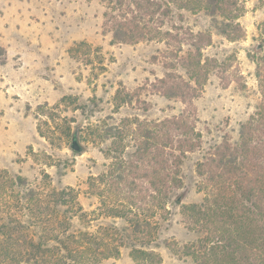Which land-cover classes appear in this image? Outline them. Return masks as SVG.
Listing matches in <instances>:
<instances>
[{
	"label": "rangeland",
	"instance_id": "1",
	"mask_svg": "<svg viewBox=\"0 0 264 264\" xmlns=\"http://www.w3.org/2000/svg\"><path fill=\"white\" fill-rule=\"evenodd\" d=\"M81 1L83 7L78 4L76 10L83 14L82 18L68 16L73 11L69 8L54 9V25L43 21L48 23L46 28L37 24L42 19L34 15L24 20L22 28V23H17L20 15L13 14L17 27L13 28L12 54H18L10 56L0 44V80L6 81L0 88L5 97L0 102V224L8 222V212L21 220L28 219L27 210L8 207L10 177L24 176L43 199L41 210L49 213L61 212L74 204L70 201L59 206L53 200V192L72 187L83 210L89 213L87 223L75 217V229L87 227L96 231L99 225L112 224L125 238L120 253L101 264H145L131 256L132 243L122 231L127 225L125 218L114 217L107 211L110 205L119 209L128 207L127 182L135 177L138 183L135 199L139 206L135 205L131 212L147 215L153 232L152 239H147H151V244L144 246L138 240L135 246L158 252L161 264H197L181 252L182 247L192 242L200 244L218 228L231 232L236 220L222 208L226 204L222 203L224 190L220 185L207 197L200 185L205 175L198 174V164L226 138L232 143L239 142L242 125L264 102V86L257 75V63L264 55V0H230L217 21L196 0H160L164 7L170 2L173 10L168 17L162 11L151 14L153 9L148 6L138 9L132 0ZM111 7H116V15L136 14L153 30L154 39L112 43L113 32L104 28L105 13ZM27 22L31 25H26ZM234 25L239 26L238 30L232 31ZM189 28L211 34V44L204 42L202 56L188 54L191 39L183 41L179 56L166 54L164 36L157 32L172 30L177 37L173 41L177 50V41L186 37ZM223 29L230 33H221ZM20 35L21 39H14ZM81 41H87L92 48L80 46ZM184 57L187 59L182 60ZM10 59L8 71L3 70L2 65ZM165 60L171 61L173 67L166 68ZM61 61L63 68L58 73L52 72L53 65ZM63 72H69L71 77L66 86L59 76ZM167 72L171 79L162 83L160 80L167 77ZM174 80H183L189 88L175 87ZM118 89L133 95L130 103L117 105ZM178 90L187 93L186 99H191L192 104L187 106ZM44 95L51 101L42 98ZM181 113L190 118L191 134L196 137L200 133L201 145L184 157L180 172L182 187L172 189L166 198L157 193L153 194L155 198L149 197L141 191L150 186L154 167L161 171L162 178L167 171L150 155L142 159L132 156L138 148L135 139L140 138V128L141 134H145L152 122H164ZM4 126L8 131L3 130ZM117 127L124 132V139H115ZM79 129V142L85 147L82 153L72 148L73 134ZM108 129H112V136L104 139L102 136ZM173 131L174 140H178L181 135ZM117 150L120 152L115 153ZM114 156L131 159L138 169L135 176H126V181L110 189L98 177L110 174ZM177 198L180 203H176ZM194 203L205 210L200 229L193 228L190 214L183 207ZM168 242L177 249L172 250ZM210 259L208 264H234V259L222 256ZM237 264L247 262L242 259Z\"/></svg>",
	"mask_w": 264,
	"mask_h": 264
},
{
	"label": "trees",
	"instance_id": "2",
	"mask_svg": "<svg viewBox=\"0 0 264 264\" xmlns=\"http://www.w3.org/2000/svg\"><path fill=\"white\" fill-rule=\"evenodd\" d=\"M196 1L197 5L203 8L214 21L218 20L219 15H223L220 13L224 11V5L227 7L230 5V0ZM132 2L137 5L138 9L145 6L152 8L151 14L162 11L161 13L165 17H168L173 10L170 2H167L164 7L160 0H132ZM121 4L122 2H120ZM114 10L116 7H111L110 11L105 13L104 22L105 31L113 32L112 43H137L144 39H154L153 30L148 29V24L142 22L136 14L133 13L132 16H129L130 12H125L123 15H116ZM238 28L239 26L234 25L232 31H236ZM221 31L224 34L230 33L228 29ZM157 33L164 36L167 45L165 53L168 55L177 53V56H179L178 51L183 50V41L186 39H191V49L188 54L192 57L202 56L201 49L204 42L209 45L212 39L208 31L194 32L192 28H189L186 30V37H181L177 41L178 46L175 50L173 41L177 37L175 38V33L172 30H159ZM179 34L177 36H180ZM78 44L86 46L87 49L92 48V45L87 41H81ZM186 59L187 57H184L182 60ZM164 66L172 68L173 64L171 61L165 60ZM167 73V77L160 80L162 83L171 79L169 72ZM257 75L264 86V55L259 58L257 63ZM174 84L179 89L184 86L189 88L183 80L180 82L174 80ZM178 93L182 95L187 106L192 104L191 99H186L187 93L185 94L181 90H178ZM132 97L130 92L122 93V90L118 89L115 100L117 105L121 106L124 103H130ZM261 105L260 110L242 125L239 142L232 143L226 138L221 144L214 147V150L204 161H200L198 164V174L205 175L200 185L208 193L207 197L219 189L220 185L221 190H224V195L221 196L222 203L226 204L222 208L225 209V212L230 211L229 216L236 220L231 232L218 228L206 239H202L200 244L192 242L182 247L181 252L186 256H191L197 264H208V259L212 260L214 257L221 256L234 259V264L242 259L247 264H264V102ZM183 113L166 119L164 122H152L146 127L145 134L144 132L141 134L140 128L138 132L140 138L139 140L137 137L135 139L137 142L135 145L138 148L132 156L142 159L150 155L157 165L167 171L165 178H162L161 171L154 167V177L149 180L150 186L141 191L149 197L155 198L153 194L157 193L166 198L172 189L182 187L183 180L180 172L184 157L188 152L194 151L201 145L200 133H197L196 137L191 134L190 118ZM115 129V133H117L114 136L115 139L119 137L124 139V132L120 130V127ZM174 129L179 133L178 135H181L178 140L173 138ZM79 131L81 132V130L77 131L78 137ZM112 133V129H108V132L106 131L102 137L106 139L111 137ZM133 134L135 133L133 132ZM82 147L84 151L85 147L83 145ZM114 158L116 160L110 174L98 177L105 181L110 189L113 186L117 187L122 181H126V176H135L138 169V165H134L131 159L122 160L118 156H114ZM145 175L147 177L148 173ZM9 179L11 187L8 189V207L27 210L28 219L21 220L19 216L15 217L11 212H8V222L0 224V237L4 235V238H0V259H3L0 264H8V258L10 259L9 264H101L102 260L120 253L121 242L123 243L122 240L125 238L120 235L121 230L115 225H99L96 231H91L87 227L75 229V222H73L75 217L83 223H87L89 213L83 210L78 202V193L74 188L68 187L59 192H53V200L56 205H65L70 201L74 203L68 209L60 210L65 212L63 216L58 210L53 213L41 210L43 199L39 196L38 191L30 186L24 176L15 175ZM137 185L135 177L127 182L128 194L125 195V198L128 199V207L119 209L118 206L110 205L107 211L110 215L123 217L127 221V225L122 231L130 240L129 243H132L131 256L136 261L145 264H161L162 256L158 252L135 246V241L138 240L144 246L151 244L153 235L150 230L152 223L148 216H143L139 211L133 214L131 212L133 207L138 205L135 199L137 198L135 196ZM120 190L123 193V189ZM176 203H180V199L177 198ZM183 207L190 214L193 228L200 229L203 223L202 215L205 211H202V205L194 203ZM9 208L8 210H11ZM238 235L244 240L240 241ZM150 237L151 239L147 240ZM167 246L172 250L174 247L177 249V246H171L170 242L167 243Z\"/></svg>",
	"mask_w": 264,
	"mask_h": 264
},
{
	"label": "crops",
	"instance_id": "3",
	"mask_svg": "<svg viewBox=\"0 0 264 264\" xmlns=\"http://www.w3.org/2000/svg\"><path fill=\"white\" fill-rule=\"evenodd\" d=\"M26 3L29 5L27 6ZM26 3L24 0H0V44L6 47L7 53L9 55H17L18 52H15V54H12L15 51L14 43L12 42L13 38L12 35L14 33L13 28L17 25L13 24L14 22V16L13 14L18 12V15H20L19 19L17 20V23H22V28L24 27L23 22L24 20L31 15H34L36 17L41 18L42 22L40 23L37 21L39 25L43 24V28H46L48 26V23H43V21L49 22L50 26L54 25V9H72V12L68 13V16H74L75 18H82L83 14H80L79 11L76 9L78 8V4L83 7V2L76 1V0H63V1H57V0H27ZM88 5V4H87ZM33 6V7H32ZM13 8L17 10H13ZM26 25H31L29 22L26 23ZM49 31V29L47 28ZM15 40L21 39V35L14 38ZM53 57V56H51ZM24 58V54L21 53L20 59ZM54 58V57H53ZM9 62V63H8ZM11 63V59L7 60L6 64L3 66V70L8 71V65ZM64 65V61L57 62L53 65V68L51 69L52 72H59ZM60 80L65 83L66 81L70 80L69 72H63L59 74ZM48 79L45 78V81ZM5 80H0V88L5 85ZM47 86V84H44ZM42 98L45 100L51 101V98L47 95H44ZM5 97H3L2 93L0 92V102H4ZM8 115V112L5 113L4 117L6 119V116ZM4 131H8V128L4 126Z\"/></svg>",
	"mask_w": 264,
	"mask_h": 264
},
{
	"label": "water",
	"instance_id": "4",
	"mask_svg": "<svg viewBox=\"0 0 264 264\" xmlns=\"http://www.w3.org/2000/svg\"><path fill=\"white\" fill-rule=\"evenodd\" d=\"M72 148L77 152H83V147H82V144L79 142L77 131H75L73 134Z\"/></svg>",
	"mask_w": 264,
	"mask_h": 264
}]
</instances>
